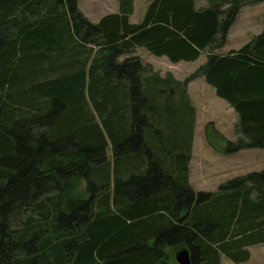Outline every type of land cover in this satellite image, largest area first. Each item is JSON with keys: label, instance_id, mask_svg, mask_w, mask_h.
I'll return each mask as SVG.
<instances>
[{"label": "trees", "instance_id": "16d2710c", "mask_svg": "<svg viewBox=\"0 0 264 264\" xmlns=\"http://www.w3.org/2000/svg\"><path fill=\"white\" fill-rule=\"evenodd\" d=\"M197 1L152 0L132 22L135 0H118L93 22L78 0H0V264H171L181 247L193 264L242 263L264 243V169L191 186L187 90L203 75L239 114L236 140L206 125L217 151L264 148V26L221 51L264 0ZM138 47L208 60L179 81Z\"/></svg>", "mask_w": 264, "mask_h": 264}, {"label": "rangeland", "instance_id": "374dc122", "mask_svg": "<svg viewBox=\"0 0 264 264\" xmlns=\"http://www.w3.org/2000/svg\"><path fill=\"white\" fill-rule=\"evenodd\" d=\"M152 0H135L134 12L130 16L132 22H139L144 18L147 6ZM80 10L93 22L99 21L105 14L118 11V0H78ZM197 7H206L207 0H199ZM264 26V2L244 6L239 12L234 24L230 28L228 41L221 51L239 49L254 35L260 33ZM140 55L144 63H151L160 75L166 77L169 73L174 79L183 81L196 72L207 62V54L203 53L194 61L172 62L167 56H157L145 48L138 47L133 52ZM126 55L122 57L125 58ZM191 83V84H190ZM188 94L196 107V122L194 128V152L189 161V181L196 191L215 193L219 186L230 178L245 175L251 171L264 169V148L241 149L237 152L225 154L217 151L206 139V125L213 121L216 128L229 140L238 138V112L229 102L217 95L213 86L208 84L203 75L192 79L187 86ZM180 102L186 100L183 93H179ZM193 145V143H192ZM191 162V166H190ZM88 182L86 181V184ZM85 184V185H86ZM257 192H254L256 197ZM251 258L237 264H264V243L249 247ZM223 264H236L227 257H223ZM171 264H179L176 258Z\"/></svg>", "mask_w": 264, "mask_h": 264}, {"label": "water", "instance_id": "95a60500", "mask_svg": "<svg viewBox=\"0 0 264 264\" xmlns=\"http://www.w3.org/2000/svg\"><path fill=\"white\" fill-rule=\"evenodd\" d=\"M175 258L179 264H193V257L189 247H181L175 253Z\"/></svg>", "mask_w": 264, "mask_h": 264}, {"label": "crops", "instance_id": "0c3cea01", "mask_svg": "<svg viewBox=\"0 0 264 264\" xmlns=\"http://www.w3.org/2000/svg\"><path fill=\"white\" fill-rule=\"evenodd\" d=\"M178 80V79H177ZM191 84V83H190ZM101 126L104 128V132H105V134H106V136L108 135L107 134V131H106V129H105V127H104V124H103V122L101 121ZM193 137H195V136H193ZM192 152H194V140H193V145H192ZM107 153H108V157L113 161V147H112V144H111V142L109 143V146H108V149H107ZM192 157L193 156H191V161H192ZM190 166H191V162H190ZM145 171L147 170L146 168L144 169ZM178 173V171L176 172V174ZM84 184H86V181H82V185H84ZM237 264V263H236Z\"/></svg>", "mask_w": 264, "mask_h": 264}]
</instances>
